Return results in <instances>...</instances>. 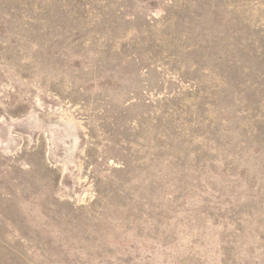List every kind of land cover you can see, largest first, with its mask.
I'll return each mask as SVG.
<instances>
[{"label": "rangeland", "instance_id": "1", "mask_svg": "<svg viewBox=\"0 0 264 264\" xmlns=\"http://www.w3.org/2000/svg\"><path fill=\"white\" fill-rule=\"evenodd\" d=\"M0 264H264V0H0Z\"/></svg>", "mask_w": 264, "mask_h": 264}]
</instances>
